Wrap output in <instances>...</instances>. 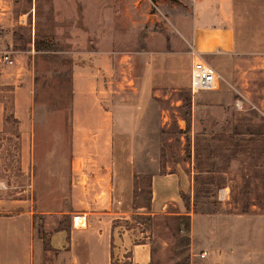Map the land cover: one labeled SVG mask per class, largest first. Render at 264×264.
<instances>
[{
	"label": "rangeland",
	"instance_id": "1",
	"mask_svg": "<svg viewBox=\"0 0 264 264\" xmlns=\"http://www.w3.org/2000/svg\"><path fill=\"white\" fill-rule=\"evenodd\" d=\"M162 1L0 0L3 116L13 115L15 96L16 114H26L28 103L33 118L25 168L17 126L0 131V196L32 197L45 213L34 218L43 243L64 221L57 214L70 208L71 70L91 46L111 58L98 66L107 89L101 100L112 113L115 156L129 161L133 213L122 226L150 244L153 264H264V15L244 12L235 28L239 49L200 54L218 84L191 91L193 50L182 38L188 10L174 0L169 11ZM89 7L97 10L92 24ZM140 19L149 25L150 44L138 42ZM148 50L160 52L161 65L175 56V69L150 70L140 53ZM167 173H183L187 193L164 208H146L150 177Z\"/></svg>",
	"mask_w": 264,
	"mask_h": 264
},
{
	"label": "crops",
	"instance_id": "2",
	"mask_svg": "<svg viewBox=\"0 0 264 264\" xmlns=\"http://www.w3.org/2000/svg\"><path fill=\"white\" fill-rule=\"evenodd\" d=\"M178 1L179 6L188 10L182 38L198 54H228L239 49L241 41L235 28L246 20L244 12L249 8L264 15V0ZM162 6L171 11L176 2L163 0ZM96 12L95 8L89 7L87 20L90 24L96 20ZM134 17L131 10L129 20L134 22ZM138 21L142 28L138 42L150 44L149 25L144 19ZM91 37H88L89 45L94 43ZM89 47L76 58L71 70L70 208L57 214L59 217L66 215L65 219L47 232L44 247L36 232L34 218L45 213L34 209L32 197L0 196V264H153L150 244L135 240L132 229L123 227L120 222L133 212L128 211L129 161L128 158L123 160L122 154L118 158L115 156L112 141L116 131L112 113L101 100V94L107 89L101 82L102 69L98 66L103 61L108 64L111 58ZM140 53L150 70L159 67L173 70L176 67L172 64L177 62L175 56L166 58L170 64L161 65L160 57L155 55L160 52L148 50ZM106 70L110 71L109 68ZM1 80L2 74L0 84ZM17 104L14 96L13 115L6 118L0 98V131L9 122L14 128L17 126L20 162L25 168L32 158L33 118L27 115L28 103L24 105L26 114L17 115ZM149 182V206L155 210L176 203L180 194L188 191V179L183 173L153 174ZM191 221L190 218V226ZM43 224L46 226L47 222Z\"/></svg>",
	"mask_w": 264,
	"mask_h": 264
},
{
	"label": "built area",
	"instance_id": "3",
	"mask_svg": "<svg viewBox=\"0 0 264 264\" xmlns=\"http://www.w3.org/2000/svg\"><path fill=\"white\" fill-rule=\"evenodd\" d=\"M3 61L8 64L12 62L6 55H3ZM218 78L219 75L216 70L210 64L205 62L200 54L192 51L188 83L190 90L205 91L215 89L218 84ZM200 256H203V253H201Z\"/></svg>",
	"mask_w": 264,
	"mask_h": 264
},
{
	"label": "trees",
	"instance_id": "4",
	"mask_svg": "<svg viewBox=\"0 0 264 264\" xmlns=\"http://www.w3.org/2000/svg\"><path fill=\"white\" fill-rule=\"evenodd\" d=\"M11 117V116H10ZM150 183V182H149ZM149 193H150V185H149ZM183 194V193H182ZM182 194H180V197L182 196ZM149 203H150V198L148 199V203L146 205V208L149 207ZM188 211H189V207H188ZM44 247H46V243H43Z\"/></svg>",
	"mask_w": 264,
	"mask_h": 264
}]
</instances>
